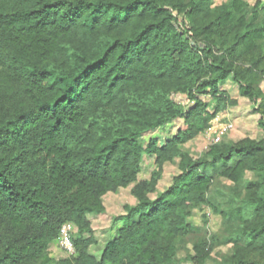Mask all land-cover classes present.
<instances>
[{"label": "trees", "instance_id": "16d2710c", "mask_svg": "<svg viewBox=\"0 0 264 264\" xmlns=\"http://www.w3.org/2000/svg\"><path fill=\"white\" fill-rule=\"evenodd\" d=\"M230 79L264 130L260 2L0 0V264H177L217 178L233 184L217 208L233 249L215 264H264V138L214 144L197 159L183 149L237 105L221 89ZM178 119L164 144L140 142ZM145 156L155 169L140 180ZM177 159L180 173L158 193ZM130 187L137 205L92 254L89 216ZM67 224L78 228L76 255L56 261L50 247ZM193 249L191 264L212 259L207 242Z\"/></svg>", "mask_w": 264, "mask_h": 264}, {"label": "rangeland", "instance_id": "374dc122", "mask_svg": "<svg viewBox=\"0 0 264 264\" xmlns=\"http://www.w3.org/2000/svg\"><path fill=\"white\" fill-rule=\"evenodd\" d=\"M219 6L229 0H213ZM251 5L257 2L264 5V0H247ZM264 88V84L262 85ZM232 99L237 101V105L231 106L226 111L221 112L211 122L209 128L205 130L197 139L187 143L183 149L193 158L202 157L214 144L237 142L244 138L262 139L264 130L258 125L260 116L253 111L252 104L248 99L241 97L238 85L231 79L221 86ZM174 99L185 105H189L186 96L174 95ZM209 101L210 98H203ZM183 127V120L178 119L167 124L164 128L151 131L140 139L142 145L147 146L148 142L157 138L160 144L176 135L178 129ZM154 157L145 156L140 180H148L155 169ZM179 160L165 165L162 179L158 185V193L166 191L172 184L174 178L180 173L178 168ZM254 173H247L245 183L255 180ZM233 184L222 179H216L212 191L209 195L211 206L196 207L193 209L190 222L200 231L191 237L185 244L178 249L177 264H191L189 257L193 256V246L198 241L207 242L212 248V259L207 264L221 262L233 249L230 243V235L233 232L231 224L224 220L218 213L217 208L225 200V195L229 193ZM132 187L120 189L116 193H109L103 198L105 212L100 215H90L92 229L94 231L97 244L91 249L92 254L99 256L106 242L114 235L116 229L120 228V223L115 220L126 213V207H134L137 200L132 195ZM155 199L156 194L151 196ZM78 235V228L74 224H67L60 232L58 239L50 247V256L58 261L61 259L72 258L76 255L73 245L74 239Z\"/></svg>", "mask_w": 264, "mask_h": 264}, {"label": "built area", "instance_id": "2783aa9c", "mask_svg": "<svg viewBox=\"0 0 264 264\" xmlns=\"http://www.w3.org/2000/svg\"><path fill=\"white\" fill-rule=\"evenodd\" d=\"M65 226H63V228H64ZM63 228L61 229V232L63 231Z\"/></svg>", "mask_w": 264, "mask_h": 264}]
</instances>
